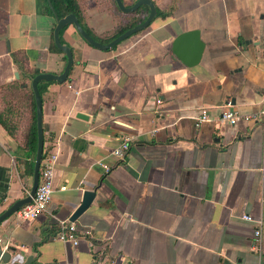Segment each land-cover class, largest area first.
<instances>
[{"label":"crops","instance_id":"1","mask_svg":"<svg viewBox=\"0 0 264 264\" xmlns=\"http://www.w3.org/2000/svg\"><path fill=\"white\" fill-rule=\"evenodd\" d=\"M152 1L170 14L110 50L89 45L73 25L61 31L74 65L66 82H49L42 94L43 159L57 157L52 198L37 219L13 214L0 224L3 251L21 263H264L251 250L255 223L243 218L264 222V121L218 119L228 102L243 115L262 109L264 0ZM77 2L101 39L133 16L115 0ZM55 26L41 0H0L2 213L31 190L36 153L26 146L33 120L26 75L63 72ZM194 30L205 51L188 67L172 47ZM203 111L211 120L197 126ZM124 138L131 150L120 161L112 152ZM88 190L97 195L74 222L80 245L56 240Z\"/></svg>","mask_w":264,"mask_h":264},{"label":"water","instance_id":"2","mask_svg":"<svg viewBox=\"0 0 264 264\" xmlns=\"http://www.w3.org/2000/svg\"><path fill=\"white\" fill-rule=\"evenodd\" d=\"M117 7L123 13H134L140 7L147 6L149 7V14L145 21L129 30L119 35L117 38L113 39L107 44L96 41L82 26L81 22L75 14H69L64 18H59L54 10V7L50 3L51 11L56 19V26L54 29V43L56 47L65 55L66 65L61 74L53 73H40L36 75L31 80V88L35 98L36 104V125L38 133V143L37 151L35 156V165H34V174L33 182L29 195L25 198L16 201L9 209L4 211L0 215V224L17 212L21 207L30 204L35 196L39 178H40V168L44 156V130H43V99L42 94L39 90V84L41 82H58L64 83L68 80L69 73L74 65V54L72 49L63 44L61 41L60 33L61 31L69 26L73 25L80 36L91 46L98 48L100 50H110L116 47L118 44L134 35L137 32H140L154 21L157 17V8L155 3L152 0H138L132 6H126L123 0H115ZM173 53L174 55L186 66L194 67L199 65L202 61L203 54L205 51V43L201 40L200 31L194 30L180 34L173 42ZM16 77L19 78V73L16 74ZM79 118L87 120L89 117L84 113L78 115ZM97 191L88 190L84 193V198L81 205L76 209L72 214L70 221L75 222L79 217H81L92 205ZM13 252L3 251V247L0 244V264H31L33 257H29L25 262L21 263L17 256H13Z\"/></svg>","mask_w":264,"mask_h":264},{"label":"built area","instance_id":"3","mask_svg":"<svg viewBox=\"0 0 264 264\" xmlns=\"http://www.w3.org/2000/svg\"><path fill=\"white\" fill-rule=\"evenodd\" d=\"M218 119L220 121L228 123L229 125H236L241 121H264V96L262 109L260 110V112L254 115H243L238 110H236L230 102H228L222 106ZM208 120H211L210 116L208 115L207 111H203L201 117H198L196 119V125L199 126L201 123ZM130 150V139L124 138L120 145L116 149H114L112 155L115 156L118 160L124 161L127 158ZM56 158L57 157L55 154H50L42 160L39 184L35 196L33 197V200L30 204L21 207L17 212L14 213L18 221L35 220L47 211L53 194ZM99 164L104 168L107 174L112 171V167L106 165L105 163L100 162ZM29 193L30 189L27 191V195H29ZM1 213L2 211L0 210V215ZM243 218L255 223L251 250L259 258H261L264 255V222L262 220L254 219L252 215H244ZM85 234L91 236L90 231H87ZM55 239L64 244L78 247L82 241L81 231L74 222L64 220L61 221L58 226V231L55 235ZM259 264L264 263L261 262Z\"/></svg>","mask_w":264,"mask_h":264},{"label":"trees","instance_id":"4","mask_svg":"<svg viewBox=\"0 0 264 264\" xmlns=\"http://www.w3.org/2000/svg\"><path fill=\"white\" fill-rule=\"evenodd\" d=\"M41 1L43 2L45 12L50 14V15H53L51 8H50V3L54 7V10H55V12L59 18H64L69 14H75L77 16V18L79 19V21L81 22L83 28L96 41L101 42L103 44L109 43L110 41L117 38L119 35L123 34L127 30L143 23L149 14V7H147V6L140 7L136 12H134L132 14L133 16H132L130 22L126 26L119 28V30L113 36L106 38V39H101V38L95 36V34L83 22L81 10H80V7H79L77 0H41ZM169 14H170V11L169 12H163V11L157 9V15L159 17H166ZM53 46L57 51H60L55 46V44ZM35 76L36 75H34V76L33 75H26V77L29 78L30 80H32ZM49 84H50L49 82H41L39 84V90H40L41 94H43L46 86H48ZM31 99L33 102V120H32V125H31V127H30V129L26 135V146L32 153L35 154L37 151L38 133H37V125H36L37 124L36 123V104H35V98H34L33 92L31 93ZM57 231H58V229H57Z\"/></svg>","mask_w":264,"mask_h":264}]
</instances>
